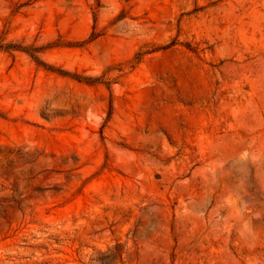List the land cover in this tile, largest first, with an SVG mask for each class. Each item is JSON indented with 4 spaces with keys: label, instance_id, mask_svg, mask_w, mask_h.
Returning <instances> with one entry per match:
<instances>
[{
    "label": "rangeland",
    "instance_id": "374dc122",
    "mask_svg": "<svg viewBox=\"0 0 264 264\" xmlns=\"http://www.w3.org/2000/svg\"><path fill=\"white\" fill-rule=\"evenodd\" d=\"M0 264H264V0H0Z\"/></svg>",
    "mask_w": 264,
    "mask_h": 264
},
{
    "label": "trees",
    "instance_id": "16d2710c",
    "mask_svg": "<svg viewBox=\"0 0 264 264\" xmlns=\"http://www.w3.org/2000/svg\"><path fill=\"white\" fill-rule=\"evenodd\" d=\"M33 56V54H31ZM33 57H36V56H33Z\"/></svg>",
    "mask_w": 264,
    "mask_h": 264
}]
</instances>
